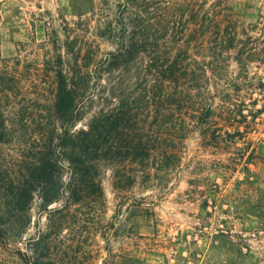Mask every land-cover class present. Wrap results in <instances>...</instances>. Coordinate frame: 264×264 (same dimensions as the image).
<instances>
[{
    "label": "rangeland",
    "instance_id": "1",
    "mask_svg": "<svg viewBox=\"0 0 264 264\" xmlns=\"http://www.w3.org/2000/svg\"><path fill=\"white\" fill-rule=\"evenodd\" d=\"M153 1L154 12L159 9L155 20L166 21L164 9L175 0ZM224 3L254 26L253 46L262 47L264 0ZM127 7V0H0V76L7 62L16 67L11 74L23 79L20 86L12 85L9 103L0 86V108L8 104L10 130L0 142L4 171L20 179L35 159L53 103L56 57L63 56L67 70L69 56L80 62L83 56L94 60L113 51L107 28L128 16ZM253 60L250 74L264 78V61ZM228 64L232 76L239 73L235 58ZM32 72L39 73L36 81ZM136 112L144 117L142 107ZM250 127L229 146L205 147L191 134L181 162L171 163L167 174L151 167L152 160L143 166L101 162V198L66 208L61 198L43 210L35 196L23 233L7 244L0 240V264H264V113ZM61 176L63 184L64 172ZM119 176H132L134 182L122 193L124 206L132 209L121 221L113 220ZM112 221L116 225L110 227ZM28 250L33 258L20 257Z\"/></svg>",
    "mask_w": 264,
    "mask_h": 264
},
{
    "label": "trees",
    "instance_id": "2",
    "mask_svg": "<svg viewBox=\"0 0 264 264\" xmlns=\"http://www.w3.org/2000/svg\"><path fill=\"white\" fill-rule=\"evenodd\" d=\"M224 1L175 0L164 9L168 19L157 22L155 1L127 0L128 16L107 28L113 51L100 59L83 56L80 62L69 56L67 70L63 56L56 57L53 103L34 161L20 179L0 166L2 242L26 229L35 196L43 210L61 198L64 208L101 198V162L143 166L152 160L151 167L167 174L171 163L176 167L181 162L191 134L198 135L202 146L218 147L251 131L252 122L264 113V78L248 68L256 56L264 61V44L253 46L254 26ZM231 57L239 69L234 76ZM15 69L6 62L0 76L8 103L12 85L23 80L11 74ZM32 75L35 81L39 77L38 72ZM7 105L0 108V142L10 132ZM141 107L145 114L139 119ZM124 177L115 180L120 202L113 220L121 221L132 209L124 206L122 193L130 191L133 177ZM114 225L112 221L110 227ZM102 238L109 243L106 235ZM29 250L20 257L33 258Z\"/></svg>",
    "mask_w": 264,
    "mask_h": 264
}]
</instances>
